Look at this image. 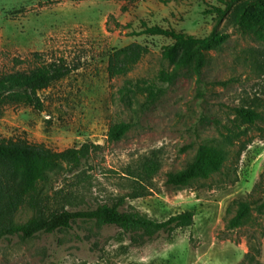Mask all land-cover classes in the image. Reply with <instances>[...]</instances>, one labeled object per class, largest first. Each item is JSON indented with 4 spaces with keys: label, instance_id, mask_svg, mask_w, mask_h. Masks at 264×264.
<instances>
[{
    "label": "rangeland",
    "instance_id": "obj_1",
    "mask_svg": "<svg viewBox=\"0 0 264 264\" xmlns=\"http://www.w3.org/2000/svg\"><path fill=\"white\" fill-rule=\"evenodd\" d=\"M227 2L0 0V76L49 64L69 70L40 92L42 110L5 106L0 140L24 138L58 152L99 147L81 169L52 176L46 190L53 211L88 210L125 198L124 210L159 222L195 214L190 228L142 245L94 221L29 240L14 237L0 243V264H264V40L217 13ZM150 27L228 39L209 54L201 78L163 83L162 72L172 69L163 52L173 40L144 35ZM134 43L149 53L127 76L110 78L109 56ZM239 108L258 119L242 120ZM121 123L130 130L111 143L108 133ZM201 146L223 153L221 171L188 188L168 186L167 175L184 169ZM149 157L161 162V170L148 196L130 199L125 171ZM245 203L249 215L231 227ZM33 217L24 207L16 222Z\"/></svg>",
    "mask_w": 264,
    "mask_h": 264
},
{
    "label": "trees",
    "instance_id": "obj_2",
    "mask_svg": "<svg viewBox=\"0 0 264 264\" xmlns=\"http://www.w3.org/2000/svg\"><path fill=\"white\" fill-rule=\"evenodd\" d=\"M92 1V0H70ZM217 13L227 16L233 26L243 33L252 34L264 40V0H229L226 9ZM144 35L163 36L173 40L164 48L163 57L172 69L162 72L160 80L173 84L181 76L201 78L203 69L208 65L209 54L220 51L227 43L226 34L212 33L197 38L174 30L150 27ZM149 53L141 44H131L115 50L108 60L110 78L127 76ZM69 75V70L58 64L43 65L28 72H14L0 76V116L5 106L23 105L42 110L40 92L47 90L54 82ZM151 95L154 92L150 91ZM237 116L248 123H254L258 115L245 108L236 110ZM130 125L121 123L113 126L108 138L111 143L121 141L129 132ZM98 146L86 144L81 148H71L62 152L55 151L44 144H33L24 138L0 140V243L14 237L24 240L39 234H54L70 230L77 221H94L102 226H113L129 235L138 245L166 234L171 236L178 230L190 228L194 224L192 211L170 217L159 222L146 215L123 209L125 198L112 204H102L93 209L53 211L52 198L46 186L52 176L68 168L79 170L90 159ZM225 157L216 148L201 146L194 159L180 171L167 175V185L183 189L200 180H208L221 171ZM161 162L156 157L145 158L136 167L125 171L131 183L130 199H140L150 193V184L161 170ZM59 195V194H58ZM57 196V195H56ZM65 197V196H63ZM24 207L34 212V217L26 223L16 222V217ZM251 211L249 204L242 205L231 227H239Z\"/></svg>",
    "mask_w": 264,
    "mask_h": 264
}]
</instances>
